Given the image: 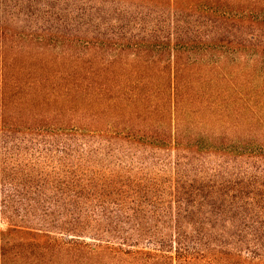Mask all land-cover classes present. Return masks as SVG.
Segmentation results:
<instances>
[{
    "label": "trees",
    "instance_id": "1",
    "mask_svg": "<svg viewBox=\"0 0 264 264\" xmlns=\"http://www.w3.org/2000/svg\"><path fill=\"white\" fill-rule=\"evenodd\" d=\"M219 64L175 59L156 79L111 77L109 97L89 73L72 97L81 119L0 109V259L264 264V103L236 91L246 124L223 119L226 90L212 84L236 87Z\"/></svg>",
    "mask_w": 264,
    "mask_h": 264
},
{
    "label": "rangeland",
    "instance_id": "2",
    "mask_svg": "<svg viewBox=\"0 0 264 264\" xmlns=\"http://www.w3.org/2000/svg\"><path fill=\"white\" fill-rule=\"evenodd\" d=\"M175 59L196 60L198 71L220 62L215 74L231 76L236 87L212 84L226 90L229 112L223 119L245 125L235 115L243 111L236 91L264 103V86L253 79L264 76V0H0V109L6 119H81L89 112L72 97L89 73L100 74L94 91L109 88V97L111 77L156 79ZM242 128L232 135L243 137ZM73 261L68 255L23 253L0 264Z\"/></svg>",
    "mask_w": 264,
    "mask_h": 264
}]
</instances>
